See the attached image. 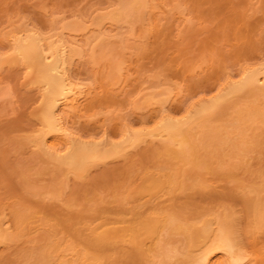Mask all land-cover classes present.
I'll return each mask as SVG.
<instances>
[{"label":"bare ground","instance_id":"1","mask_svg":"<svg viewBox=\"0 0 264 264\" xmlns=\"http://www.w3.org/2000/svg\"><path fill=\"white\" fill-rule=\"evenodd\" d=\"M115 1L117 3L115 2H114L115 4L112 3L114 7L109 6L111 9L107 8L105 9V12H103L104 10L102 9L101 11L103 12V14L102 12H100L101 15L99 14L97 16L98 19H96L97 17H95L94 18L95 20L94 19H93L94 21L90 20V22L91 21L92 22L91 23L88 22L89 23L88 25H86L87 20H88L87 19L85 26L82 23L81 24L80 23H73V24L69 23L70 25L66 23L68 26L65 25L64 23V24H61L63 25V27L61 25L56 26V28L60 27L59 29H57L60 31L57 32L56 30H54L53 33L52 34L49 33V35H47V33L45 34L44 32L45 35H43L41 31L37 30L36 26L30 27L27 25L26 27L25 25L23 29L20 28L17 31L15 30L16 32L15 31L11 33L9 32L10 34L7 33L5 39L8 43L10 54L5 57L0 55V67L6 63L20 64L25 68V70L27 71V74L29 73L33 74L34 81L32 80V83L33 84L35 83L34 85L36 86V90L38 89L37 93H38V96H40L39 97L40 107H38L39 105L37 104V107L39 110H37L38 115L36 117L37 119L36 121L38 125H36L37 126L36 129L34 128L35 130L32 132V134L31 135L29 134L30 138L27 141L28 143H30L29 144L31 146L30 148H33L36 150L39 161L40 162L42 161L41 163L42 164L44 163V165L46 164L45 165L46 167L50 165V167L48 168L52 169L51 170L53 172L52 174L54 173L57 174L56 175L57 177L55 179L57 180L59 179L58 189L61 186V191H64L63 189H65L66 186H68L66 183H69V182H65L66 180H68V178L82 179L85 176L87 177L88 176L87 174L90 173V169L95 168V166H99L101 164L105 165L106 163H108V161L111 162L110 160L112 159L115 161H119L118 159L121 160L122 157L127 158L126 155L127 154L129 155V152L132 149L133 150L136 149L137 146H139L140 144L142 145L153 144V146L156 145L157 146L155 148L156 149L155 153H157L156 156L160 157L161 155L160 158L164 157V159L167 160L169 164L159 163V165H157L154 169H152L153 171L151 172L150 170L149 172L146 171L145 173L142 171L144 174H142L141 171H139L142 175L138 174L139 173L138 171H137L138 173L136 171L135 172L131 171L129 173V176L132 175L131 179L132 178L134 179V177L136 181L137 179H139L138 181L140 184L138 183L137 186L135 187L133 191V194L135 193L134 196H132L131 198L130 196H126L129 198L127 201V205L125 201L126 199H123L125 197L122 198L123 200L121 199L122 201L121 200L118 201L119 209H120L119 212L125 209L126 214L124 213L125 211L120 212V213L117 212L118 215L122 216L123 215L122 213H124V215H127V217L120 216L121 218H118L119 216L117 215L116 218L114 217L115 219L114 221H116L117 219L116 223L112 221L113 219H109L110 221H112L110 224L108 222H104L105 218L102 221L106 224H104L101 221L100 223L102 224H98L99 223L98 222L95 225H91L93 224L91 222L90 224L91 226L86 225L87 223L89 224V221L86 223L84 222L85 225L82 223L83 225L81 224L80 226L81 229L80 230L78 229L80 232H83V233L79 232V235L82 236V238L80 237V241L82 240L83 242V240H85L87 237L88 238L85 240L86 245L83 248L79 247L81 249L79 248L77 249L79 245L76 242L73 244L74 241L71 242L70 240L62 239L64 236H62V238L58 237L56 231L53 228L52 229L43 228L42 230V227L39 228L37 227V225L36 226L34 225L32 228H30L31 226L27 225V222L30 218L29 215H31L33 212H31V214L25 213V215H21V214H24V212H20V214L19 212L15 213L16 215V216L14 215L15 220L13 219L15 223L11 222V220L8 219L10 221V225H9V221L5 220V218H0L1 219L0 220V244L2 245L4 244L3 246H5L6 244L8 245V243L10 242V244L15 243L16 245V242H18L16 241V239L20 240V237L22 238L24 236H26V239H27V237L29 238V236H31L33 233V235L31 236V239L30 238L28 239L29 240L28 243H30V240L33 241V239L37 237L35 236V233L37 231H38L37 232V235H38V233L41 232V230L42 231L45 230L46 234L43 233V235H45L44 238H41V239L39 238V240L41 241L43 240V243L40 245V247L38 246V250H36L35 253H34L35 250L33 248L32 249L34 251L33 250L31 252L28 251V253L24 252L25 254L20 253L23 260L27 261V263L25 261L26 264H31V263L32 264H103L106 261L107 262L113 261V263L108 262L109 264H114L115 263L114 261H116V264H117L118 260H110V259L111 257L115 259L114 256H116L117 254H120V252H122L123 249L125 250V248L130 253L127 251H123V252L125 253V255H127V259H128V256L131 257L129 258V261H131L133 264L134 262L137 264L138 263L139 264L140 263L141 264H264V177L262 176V174L261 176H259V174H256L258 175L256 177L257 179L258 177H262V179L260 178L258 182H253L250 185L249 184L247 185V183L244 185L242 184L243 185L241 186L243 188L242 190H239L240 188L238 189V188L232 187L231 189L228 190V192L225 191V193L222 191L219 192L220 194L216 193L217 191L211 192V193H214L215 196H212L213 194L211 196L205 195V192L208 193L207 192L208 188L205 189V185L203 184V182H201L200 174H199V172L201 173L202 169L206 170V168H209L210 170H212L213 166L212 167L210 166L213 164V162L220 164L219 166L218 164L215 165L213 169L215 171H218L220 168V170L222 169L221 170L222 172L232 173L234 171L238 172V170L240 171L243 170L242 173H246V171L247 173H249L250 168L252 166V165H249L252 160L251 159L252 156H250V153L253 151L252 148L254 146L258 148L260 144L262 147L259 146V148L260 147L263 148V145H264V62L261 63L260 60L259 61L257 60L258 62L257 63L256 60H254V56L256 54L254 53V51L256 52L257 50L258 52L260 51L259 49L260 46L262 47L264 46L263 44H261L262 40H259L260 38H257L256 40L257 36H254L256 34L254 33V31H256L255 30L256 28H258L257 29L258 31H256L258 32L257 34H259V32L260 34L263 32V31L262 32L259 31L260 30L259 28L262 26V23H264V19H262V17L264 18V1L261 2V0H259L260 2H258L257 0L256 1L246 0L245 2L247 4L246 7H248V5H250L254 1L257 2L256 4L259 6V8L256 7L255 9L256 12L254 11L255 12L254 14H258L257 16L255 15L256 17L258 16L260 17L261 15L262 17L260 19H262L263 22L262 20L259 21L260 19L258 20L259 21L258 22L257 21V19L259 18L258 17L256 18V21L258 22V24L254 23L253 27H252L253 24L250 26V24L248 25L249 22L247 21L248 22L247 23L245 21L246 20L244 18L245 14L244 16L239 14V11L241 8L239 9L238 12L236 13L234 12L235 14L238 13L237 15L230 14L231 10L237 11L238 9L237 8L235 10V7L232 3L233 1L235 2V0H229L231 1V4L233 5L234 9H232V6L228 0H183L184 2L180 0L181 2H183V4H185L184 6L186 7H184L183 4L178 1L179 8H180V4H182L181 6L184 8V10L182 9L183 12H185V10H187L188 8V11H192L191 14L194 13L195 18L190 16L192 17V21L199 19L198 22L200 23V17H201L202 18L201 21H203L201 23L206 22L207 24H210L211 22L208 23L207 20H203V18L207 17V19L209 18L214 19V20H210V19L209 20L213 21L211 25L214 23V26L212 25L214 28V31L217 30L216 31L217 33H215L216 36L214 34V37L216 38V42H215L213 35H210L211 37L209 36L212 39L208 37V39L211 40L210 42L212 43L214 42L213 47L215 46V43L219 42L218 39L220 40L221 44H223L221 41L223 40L222 38L226 34H231L232 37L230 39L234 40L235 43L233 42L234 45H232L231 44L232 41H229V38L227 35L229 42L228 44L227 42H225V44L226 46L228 45V48H229V44H230V47L232 46L231 47L232 49H230L232 53L231 52L229 53V49L223 44L222 46H224V48L227 49L225 51L226 53L225 58L227 56V58L230 59L229 56L230 54H232L231 59L232 60L235 59L236 61V57L240 58L241 56V58L244 59L246 57V56L244 57V55L253 52L254 56H253V53L251 55L253 56V60L256 62V64H253L254 62L253 61L251 62L252 63V66H251L249 64H246L247 62L244 63L246 59L242 63H241V60H239V62L236 61V63L238 62L237 65L241 63L240 65L242 66H241V69L238 70L240 66L238 67L233 60L235 66L238 67L237 69L238 78L235 77L236 78V79L234 78L235 80L230 79V78H233L231 77L232 76L231 75L230 78L227 79L229 76L227 75V78H226L227 80L225 82L223 81L224 82L223 84L220 83L218 85V88L216 87V90H215L216 93L214 92V95L211 94V96L209 95V97L205 95L207 98L205 96H203V98H201L202 96L201 97L199 96L200 98L199 97L198 98L200 100L198 98H197L198 101L194 99V101L196 102L192 100L193 101L192 104H191L192 101L189 103L187 102V104L184 106L185 110L182 107L184 110L182 112V108L180 107V105H182L183 101L179 102L180 103L179 104L177 103V98L179 101H181L185 96L184 93L188 89L187 87L186 89L184 88V93H183V90L181 89V84L183 83L182 81H185L187 83L186 80H189V77H190L191 78L190 80L192 81H189L190 84L188 85H190L191 88L193 86H197L198 83H199V86L201 85L202 88H204L203 86L204 84L202 85L201 83L203 79L209 77L207 78V80H210L212 77V74L218 77V73L224 70L223 66L224 65L228 66V61H229V64L233 62H230L231 59L230 60L228 59L227 61L224 62L226 64L223 65L222 63L223 68L220 67L221 70L219 71L218 68L221 65L219 64L218 67L217 66L215 67L214 65L216 64V62L215 64H213L214 59L212 58V55L214 53L211 51L213 50V48H210L212 47V43H211L210 45H207L208 46L207 49H211L210 50L211 56L207 55L209 54L210 51H208L204 47L203 49L208 51L206 52L207 59L208 58L209 59L211 58V60L213 59L212 63H211V60H208L209 61L208 63L213 65L215 68H217L216 71H219L218 73H216L215 69L213 70V68L212 70L209 69V67L211 68V66L209 64L208 65L206 64L207 62L205 60L206 57L205 56L202 57L203 54L201 55L199 54V57L198 55L196 56L197 57L196 63L197 65L199 64L198 66H200V69L196 67V70H197L196 72L199 73V76H198L199 78H196L197 74L195 73L194 69L191 70L192 71L191 73L192 74L195 73L196 75L195 74L192 75L189 72L190 71L189 68H188L189 70L188 69L183 70L186 67H182L181 65L180 67H182L183 69H181L180 71H177L179 75L176 72V75H178V77L172 78L171 75L167 74L168 72L167 67L170 64V67H168V69H171V68L173 69V67L178 62V61L176 62L175 59L179 58V55L181 54L179 53H178L179 55L176 54L175 59L173 56L171 58L169 56L168 60L171 59V61H173V63L175 61L176 64L174 65L172 62H171L172 64L170 62L169 64H166L167 61L166 62L163 61L162 64L158 65V67H161V70H164L165 72L167 71L166 73L161 70H159L158 72V74L160 75L159 77L162 81L160 82L161 84H163V86L159 84L161 86L159 87L160 89H154L152 91L147 90L149 84L145 86L143 85V83H145V80L147 78L148 79L146 81H149L150 79L149 77H147L144 80V82L141 83L140 87H139L140 83H136V84L134 83V85H136L137 87L142 88V89H139L141 91V94L139 95L140 96L139 99H137L139 96H137V94L135 93L136 95L134 99L139 100L140 103L139 105H136L134 107L133 109L134 112L132 113L134 115L135 112H139V113L142 112V115L139 113H136V114H139V116H141L139 118L140 121H138V119L136 118L137 120L136 122H134V124L136 125L138 121L137 123L138 125H136V127L134 126V124L133 125L131 124V126H129L131 121H128L129 123H127L125 122V119H123L121 122H125V123H123V125L120 126L118 129L113 128V124H112L114 121L113 119H115L112 116H114L115 113H117V111L115 110V106L116 108L120 106L118 103L119 99H122L121 100L122 102L125 100L128 101V99L129 101H133V100H130V97H131L130 95H129L130 97L126 96L127 92H125V95H124L127 99L124 98L123 92L125 90L122 92V90L126 88V86L124 85H129V86L132 85L133 83L130 84V82L133 80L129 79V84H124L123 86L119 87V89L116 90V88L119 85H122L121 81L125 79V76L127 77V74L124 72V69L126 68V67H123L124 62L118 63V64H116L117 63L116 62L113 64V66L115 65V67L112 66V70H113L112 71L113 74L111 75V77L113 76L112 79L108 81H101L100 84L97 83V85L95 86L91 85L92 87H89L87 86L88 82L83 85L85 81L83 82L82 79L78 78L80 79L78 80L76 78L78 76V68H77L78 63L76 62L77 63L76 64L75 60L77 59L76 61L80 63V61H82L81 58H86L85 56L89 57L91 53L93 57L90 55L91 58L90 59L88 58L91 62L92 58L94 59L96 57L94 53L95 52L94 50L96 49V47H93L92 45H95V44L98 45L97 42L100 40H103L99 43L101 45H102V42L104 43L108 42L107 37H109L110 35H113L109 33V31L110 32L111 30L113 31V27H111L110 29V26H115L114 24L117 25L116 27L117 31H114V32H118V31L119 32L115 33V35L120 34V36L122 37V33H123V37H125L127 34V36L124 38L125 40L133 36L132 34L137 31L136 30L134 32L132 28L130 27V26L133 27V24H132L133 22L135 21L139 22L144 16H145L144 18L148 16L149 20L147 18L146 19L148 21H150L151 19L152 22L149 23L147 21V23L152 24L153 15L158 14L154 16V18L156 17L155 22L157 23L155 24L154 22L153 24L155 25L151 26V28H147L145 33L144 31L142 32L144 34L145 39L144 38L141 39L140 38L141 35H138V33L137 34L135 33L134 36L136 35L139 36V39H137L138 43H136V41H134V43L136 44H134L133 42L131 43L132 47H133V44L137 45L138 50H141L144 54H149V52H152V51H150L151 49L148 50L147 45H149V48H150L151 44L149 43H153V41L156 42L155 39H157L155 47L158 48L157 43L162 41L161 39L163 37H166L164 35L165 33L163 32L164 31L163 28L166 29V26L165 27L163 26L169 25L171 23L169 22L168 24L167 22L166 24L162 26L161 23L163 22L165 23L164 18L166 20L168 18V17L163 18L162 16H167L170 13H172L171 10L178 3L176 2L177 0H173V1L163 0L165 4L163 3L162 0L161 2L160 0H156V1L151 0L152 3L150 2V0H115ZM169 1L171 2V4L168 3ZM247 1L249 2L251 1V2L247 3ZM157 2L159 4H155ZM172 2L174 3L172 4ZM161 3L164 5H162ZM245 3L242 0L241 4L245 5ZM258 3L262 5V8L260 7ZM112 4H109V5L112 6ZM160 4L163 7H161ZM168 4L171 7H169ZM153 5H155L157 10L159 9L158 5L159 7H161L160 9L166 6V9L164 8L165 10L162 9L165 11L164 12L165 14L160 9H159L160 11L158 10V12L156 10L157 12L156 13L154 11L156 8L154 9ZM228 6H231L230 7L231 10H229L230 12L226 11L229 9ZM167 9L170 12L166 11ZM174 10L176 14H173V13L172 14L173 16L176 15L177 17L178 12L176 9ZM244 10H246V8H244ZM252 10H254V8ZM180 11L181 10H179V13ZM188 11L187 13H189ZM224 11L229 13L232 16L229 15V16H224L225 18L222 17L223 14L224 15L226 14L224 13ZM159 12H161V14L163 13V15H160ZM183 12L180 14L178 13V17H180V15L183 14ZM166 13H169V14H166ZM187 13H184L183 14L184 16L182 15L183 17L182 16L180 17L185 20L184 21L182 19L183 25L188 23L190 20L188 19L190 17H188ZM246 13H249V10H247ZM149 14L152 16L151 18H149L150 17ZM172 14L169 15L170 21L172 20ZM185 14H187V16H185ZM96 15L97 14H95L94 16ZM157 16L158 17L161 16V17L158 19ZM226 17H227V20H226ZM180 18L176 19L177 22H178V19L180 20L179 23L181 22ZM156 20H159L160 24ZM104 22L106 24L111 23L109 25H106V27L109 28V29L107 28L108 29L107 32L109 33V36L107 35L108 33L105 31L106 27L105 26H103L105 28L102 27ZM215 22L217 25H215ZM119 23L120 24L122 23V24L120 25ZM143 23H144L143 21L138 23L141 28H145L146 26V23L142 25ZM175 24H178V23L175 22L173 25ZM180 24L177 25V28L179 26L181 27L182 24L181 25ZM195 24H197V22ZM123 25H126L127 27ZM186 25L189 26L188 24ZM89 26L90 27L93 26V27L90 28ZM170 26L172 28V25ZM94 27L96 29H94ZM100 27L104 29V31L103 29L102 31L106 38L103 37L102 31L99 30ZM120 27L122 30L121 32L119 30ZM125 27L128 29L127 30L128 32L126 31ZM122 28L125 30V32H123ZM64 29H67V31H69L68 32L69 35L71 33V36H70L71 38L66 37L67 31H65ZM210 29H212V27ZM129 30L132 31L133 33L130 32ZM167 30H168L167 32H169V29ZM63 31L66 32V34H64ZM178 31L179 30H177V34L180 33ZM209 31L212 32V30H209ZM228 31L230 33H228ZM173 32L176 34L175 31ZM173 32H172V35L171 34L169 35L172 37L173 36L175 37V34ZM80 33L82 37L80 36ZM124 33H126L125 36H124ZM128 34H131V35H129L128 37ZM149 34L151 36H149ZM78 37H79V40H78ZM83 37L85 39L81 40V38ZM111 37L112 36H110V39ZM123 37L121 39H123ZM150 37L155 38V39L153 40L151 38L149 40L151 42L149 41L147 42L146 40H148ZM132 38H129V39H132ZM140 39L141 41L142 40L144 41L140 43ZM224 39H225L224 41H226L225 37ZM83 40L84 42L86 41L85 47L90 45L91 43V46H89V49H87L88 47L82 48L81 44H84V42L82 43L80 41H83ZM93 41H94V44L92 43ZM210 42H208L207 44H209ZM138 44H140L142 47ZM143 44H145L146 46H144ZM160 44L163 49V46H162L163 44L161 42ZM154 45L155 43H153L152 46ZM235 45L236 47L238 46V48H235L236 49L235 51H238L237 52L238 56L235 54L233 56L234 52L232 50H234L233 48L235 47ZM217 46L219 47L221 45L218 44ZM222 46L219 47V48H222L221 49L222 53L220 50L219 51L220 55H218V57L216 56V54L214 55L216 56L215 59L217 61V65H218V60L220 59L219 62H221V59H223L224 54H225ZM91 48L92 49L95 48L94 50H92L93 52L90 50ZM156 48L152 50L154 51V53H156L155 50L157 51L159 50L157 52V56H158V59L160 58L161 61L163 60V57L162 58L159 57L160 56L159 52L164 53V57L168 56L170 52L171 53L173 52V51H170L168 52L169 53L168 54L164 52V50L162 51L161 49H156ZM86 49L88 52H85ZM198 49L203 50L202 48H198ZM215 50L216 49H214V51ZM261 50H262L261 52H258L259 54L262 52L264 53V49L261 48ZM82 51L86 55H84ZM133 51L132 53L137 52V54L136 53L134 54L135 60L137 59L136 61H138L141 56L146 57V55L144 54L142 55L141 53H139V51H135L134 47H133ZM258 53L256 56L260 57ZM263 53L260 54L262 55V58L260 57L262 61L264 60ZM152 54L150 53V55ZM227 54H229V56ZM150 55L149 56L147 55V58H148L147 60H149ZM103 56L105 57V55ZM136 56H138L139 58ZM249 56L250 55H248L247 56L248 58L247 57L246 58L248 60L250 58L251 60L252 56L251 57ZM145 57L143 58V61L144 59L146 60ZM200 57L202 58L200 59ZM172 58L174 60H172ZM198 58L201 61H199ZM160 60L158 62H160ZM165 60H167V58ZM140 61H141V58H140ZM94 62H91L92 65ZM134 62L135 61H133L132 63ZM202 62H203V66L205 65V67L209 69L208 71H206L207 73L205 72L207 68H205V70L202 69L203 67L201 68ZM73 63L75 66H73ZM83 63H84V60H83ZM248 63H250V61H248ZM161 65L164 67H162ZM176 66L178 67L179 65L177 64ZM73 67H75V69L77 70H75ZM175 68L176 67H174V70ZM73 69L74 71H76V73H73L74 72L72 71ZM121 70L122 72H124L123 73L124 75L121 74L120 72ZM200 70L202 71L204 70V73L201 71L202 73L200 74ZM135 71L137 70L135 69ZM208 72H210L211 76H209ZM188 73H190L191 76ZM74 74H76L77 76L75 77ZM164 74L165 75L167 74L169 77L171 76L173 80L172 79L170 80H172V84L173 83L175 84L170 85L171 82L169 81L168 76L165 77ZM205 74H207L208 76H206ZM201 75H202V78H200ZM97 77L96 79H99ZM216 77H213L212 79L214 80ZM157 79L159 78L154 79L155 83L153 82L154 80H152V83H153L152 85L158 84L156 83ZM175 79L178 80L177 81L178 83L176 82ZM195 80L196 81L198 80L199 82L198 81L196 82ZM81 81H82V84H81ZM163 81L165 83H163ZM168 81L170 83H168ZM180 82L182 83L180 84ZM98 85H101V86L99 87ZM142 85L144 87H142ZM182 85H184V83ZM120 88L122 89L120 90ZM144 88H146L145 90H147L150 93L147 92L146 93L147 95H146L144 92L145 91ZM200 88L201 87H199V89L197 88L198 90L194 89V91L195 92L197 91L196 93H198ZM118 90L119 92L117 93L116 91ZM131 90L129 94L132 93L131 95H133L134 93L131 92ZM139 90L137 88L136 91L134 92L138 91V94H139L140 92ZM12 92L13 90L11 91L9 86L6 87V84L5 86H0V108L2 107L1 105L4 101H6L7 99H11L10 97H12V94L14 93ZM188 92L189 91L187 90L186 94H189L191 97L192 95L190 94V92L189 93ZM121 93L123 97L120 98ZM180 94H182L183 96L181 97ZM141 95L146 96V97L142 99ZM140 99H142V101ZM117 103H118V106H117ZM176 107H178V109L180 108L181 111L179 112L178 109L176 110ZM110 108H112L111 114L109 113L111 112V110H108ZM113 108L116 112L113 111ZM143 108H146L147 110L148 108H150V110H148L149 113ZM120 109H121V106H120ZM104 111H106L108 114H104L105 113ZM101 112L103 114H100ZM144 112H145V115H143ZM109 114L112 117L113 121L111 120L109 116L108 117L110 119L106 116ZM90 116H92V118L93 116L94 118L96 117L97 118L93 119L94 120L93 121L92 119H89ZM98 116L104 117L103 124H102L103 119L99 118ZM106 117L108 118V120ZM98 118L101 119L99 120L100 123L97 121ZM82 119L83 121L85 120V123H87L86 121L88 120L87 125L90 122L94 123L95 121H97L96 123L98 125L100 124L102 125V126H98L96 125V123H94L96 127L98 126L101 129L100 131L92 130L93 132L96 131L97 136L95 134V136H91L90 138H87L86 136H85L86 139L82 138V136H80V133L82 132L81 130H80L81 132L78 131L80 132L79 134L77 133V131H76L77 135L75 134L74 129H76V127L78 126L77 124L79 120L83 122ZM129 119H126V121ZM77 120L78 122H76ZM74 122L77 123V124L75 123L76 127L74 125L71 126V124H73ZM139 122H140V126H139ZM149 122L150 124H148ZM83 123L81 124L84 125L85 123L84 124ZM110 124L112 127L110 126ZM71 127L73 128V130ZM89 127L90 126H88V128ZM96 127L94 129H96ZM77 130H79V128ZM88 131L84 132V135L88 136L89 134H86ZM97 132H100V133L98 134ZM93 134L90 133V135H93ZM133 150L131 152H133ZM249 150H251V152ZM216 154L217 155L219 154V155L217 156ZM246 154H248L249 156ZM214 156L216 157L213 159L212 157ZM219 157L220 158L226 157L227 161H226V158L225 160L223 158L222 161L220 162V160H218L220 159ZM247 159H249L250 161ZM123 161L125 160H122V162ZM224 161H225V164H224ZM227 170L229 171L231 170V171L229 172ZM136 173L139 178L135 176ZM130 185H129V188H131L132 186ZM209 186H206V187H209ZM58 189H54L53 187L52 188L50 187L48 188V191H45L43 193V195H46L45 193H47L46 195L47 197H53V195L60 192L59 191L60 189L59 190ZM232 189H235V190H232ZM177 191L181 193L186 192V194L191 193V195L185 194V199L187 200L180 199L181 201H184V202H181L179 200L180 202L177 205V207L178 206L181 207L180 209H178L179 207L175 209L174 207L176 206L165 205V206H168L167 208L169 209H167L166 207H164V205L158 204L157 200L158 199L160 200L162 196L165 197V196H168L170 193L174 194V192L176 193ZM129 195H131V193H129ZM165 198L163 200H160V202L161 201L166 202L170 200L169 198L171 197L168 196ZM222 199H227L228 203L220 202ZM134 200H136L137 203H135L136 201ZM139 200H142V202H140V204L143 203L141 204L142 206H144L145 203L148 204V206L147 205L145 206L147 209L146 208L140 209L142 207H140V205L138 204ZM196 200H198V202H205L206 200H208L210 204L214 202L215 203L220 202L219 203L220 207H218L219 204L218 205L216 204V206H214L215 203L214 205L211 204L212 205V206L210 205L211 207H208L209 206L208 202H207L208 204H206L207 206L204 204H201L202 206H200L199 203H196L197 204L196 205L194 204ZM130 201L131 202L134 201L132 203L133 205L134 203L139 205L137 206L138 214L140 213L139 210L140 211L144 210L143 216H142V213L140 214V216L142 217H139L137 215L139 217L138 218L137 216L134 217L132 215V214L135 215L137 212L135 210L136 213H134L133 208H132L133 211L132 210L130 211L131 206L134 207L132 204L129 203ZM123 202H125L124 205H122ZM230 202L232 203L231 205L234 204L235 206L236 205L239 206V212L240 211L244 212L246 222L243 219V215H242L243 212L242 213L240 212L241 214H238L239 212L237 213L235 212L236 210H234L236 209L235 207L233 209L231 205L227 206L228 204H230ZM128 203L130 204V207H128L129 205ZM185 204H187V206H189L190 208H191V205L194 206V209L196 208V213L194 214L195 217L193 215L192 216L189 215V217L187 216L188 215L187 211L189 213L190 209L187 210L186 209L187 206L183 207V205ZM221 205H223L224 208ZM225 205L227 206V208H225L226 207ZM126 206L130 209L128 208L126 209L125 208ZM135 208H136V205L134 209ZM218 208H220V210ZM128 211L133 212V213L132 214L130 213V216H128ZM237 211H238V207H237ZM240 215L242 218L239 217ZM4 216H6V214L3 215V217ZM128 217L129 218L131 217V218L128 219ZM106 220L108 221V219ZM243 221L244 223H242V226H240L241 225L240 222H243ZM27 226H29L30 230L33 229V231L31 230L32 231L31 232L29 230L30 231L29 232L28 230H26L28 229ZM83 226L85 227L87 226V227L85 228ZM10 227H14L12 228L13 229L12 232L10 230L11 229ZM84 229L87 232H85ZM23 230L26 231L24 232L28 236L26 234L23 235ZM13 233L15 234L13 235ZM39 240L37 239L34 241H39ZM12 241H15V242H12ZM125 244L128 245V248L125 246ZM89 245H90V248L92 247V249L91 250L89 249L90 251L89 250L87 251L88 249L87 247ZM35 246L37 245H34V247ZM11 247H8V249L10 250ZM116 247H118V249L120 247L121 248L124 247V248L121 249L122 251H119L118 249H116ZM5 248L3 249L5 250ZM9 250L8 251L5 250V251L10 252ZM14 253L17 254L16 252ZM124 253L121 254L122 257ZM0 254H1V251H0ZM116 258L121 259V256L117 255ZM123 258H126V256H124ZM127 261L125 262L126 264L128 263ZM107 262L105 264H107ZM131 262L129 264H132Z\"/></svg>","mask_w":264,"mask_h":264},{"label":"rangeland","instance_id":"2","mask_svg":"<svg viewBox=\"0 0 264 264\" xmlns=\"http://www.w3.org/2000/svg\"><path fill=\"white\" fill-rule=\"evenodd\" d=\"M154 1V0H153ZM156 1V0H155ZM163 1V0H162ZM165 1H168V0H165ZM173 1V0H172ZM180 3H182L183 4V0H181V1H183V2H181L180 0H177L176 2L178 3L171 11H172V13L173 14H176L175 13V10L174 9H176L177 10V12L179 13V10H181L182 12H183V10H184V8L181 6L182 4H180V8H179V2ZM229 1V0H228ZM244 1V3L246 2V0H243ZM256 1V0H255ZM253 2V3H251L250 5H248V7H246L247 6V4L245 3V5L244 4H241V2H242V0H235V2L233 1L232 3H233V5H234V7H235V10L237 9V11H233V10H231V6H232V9H234L233 8V5L231 4V1H229V3L231 4V6H228L229 7V9L228 10H226V11H228V12H230L229 10H231V12H230V14H235L236 12H238L239 11V9H240V11H239V14H241V15H243L244 16V14H245V16H244V18L246 19L245 21L248 23V25L250 24V26L252 25V27L254 26V23H257L258 24V22L259 21H261L262 19H264L261 15H260V13H259V15H260V17L258 18V17H256L258 14H254L255 12H256V7L257 8H259V6L256 4L257 2ZM258 2H260L259 0H257ZM262 1H264V0H261V2ZM117 3L115 0H0V55L1 56H8L9 54H10V51H9V46H8V43H7V41H6V35H7V33H11V32H14L15 30L17 31L18 29H23L24 28V26L26 25V27H27V25L28 26H30V27H35L36 26V28H37V30H39V31H41V33L43 34V35H45L46 33H47V35H49V33L50 34H52L53 33V31L54 30H56L57 32L58 31H60V30H57V29H59L58 27L56 28V26L58 25H61V24H64L65 23V25H70L71 23L73 24V23H82V24H84V26H85V23H86V20H87V24L86 25H88L89 23L88 22H90V20H92V21H94L95 19V17H97L99 14L101 15V13L100 12H102L101 10L103 9L104 11L103 12H105V9H107V8H110V7H114V5L112 4V3ZM150 2H151V0H150ZM159 2V1H158ZM155 3V4H159V3ZM160 2H161V0H160ZM175 2V1H174ZM174 2H172V4L174 3ZM249 1H247V3H248ZM251 2V1H250ZM249 2V3H250ZM114 3V4H115ZM152 3V2H151ZM150 3V4H151ZM163 3L165 4V2L163 1ZM168 3H170L171 4V2L169 1ZM236 3V4H235ZM109 4H112V6L111 5H109ZM154 4V3H153ZM162 4V3H161ZM160 4V5H161ZM164 4H162V5H164ZM259 5H260V7L262 8V5L260 4V3H258ZM108 5V6H107ZM161 5V7H163ZM185 4H183V6H184ZM236 5H237V7H236ZM240 5V6H239ZM110 6V7H109ZM154 6V9L156 8L155 7V5H153ZM166 6H167V4H166ZM166 6H164V8L166 9ZM168 6L169 7H171L169 4H168ZM239 6V7H238ZM251 6H253V7H251ZM104 7V8H103ZM161 7H159V5H158V8L160 9ZM169 7H167V8H169ZM176 7H178V8H176ZM184 7H186V6H184ZM246 8V10H244V8ZM101 8V9H100ZM164 8H162V9H164ZM254 8V10H252ZM111 9V8H110ZM158 9V10H159ZM162 9H160V10H162ZM164 9V10H165ZM183 9V10H182ZM251 9V10H250ZM100 10V11H99ZM156 10H157V8L154 10L155 12H156ZM158 10H157V12H158ZM159 10V11H160ZM164 10H162L163 11V13L165 12ZM190 10V9H189ZM244 10V11H243ZM247 10H249V13H246V11ZM99 11V12H98ZM153 11V12H154ZM166 11H168V12H170L168 9L166 10ZM180 11V13H182ZM187 11H188V8H187V10H185V12H183V14L184 13H187ZM233 11V12H232ZM255 11V12H254ZM260 11V10H259ZM103 12H102V14H103ZM154 12V13H155ZM156 12V13H157ZM189 13H187L188 14V17H190V16H192V17H194L195 15H194V13H192L191 14V12L192 11H188ZM235 12V13H234ZM262 12V11H261ZM163 13L161 14V12H159V14L160 15H163ZM172 13H170V14H172ZM178 13H177V17H176V15H174L173 16V14H172V20L170 21V14L169 13H166V14H169V15H167V16H162L163 18L164 17H168L167 18V20L164 18V20H165V23L163 22V23H161L162 24V26L164 25V24H166L167 22H168V24H169V22H171L169 25H164L163 27H165L166 26V29H164L163 28V32L165 33L164 35L166 36V37H163L162 38V36H161V40L163 41H160L163 45V49H162V47H161V44H160V42L159 43H157L158 45H157V47L158 48H156L155 46H156V42H157V39H155V38H152V37H150L148 40H146L147 42L152 38L153 40L155 39V41L156 42H154L153 41V43H155V45L154 46H152L153 45V43H149V44H151V46H152V48H151V46H150V48H149V45H147V48H148V50H150V51H152L153 52V54H152V52H149V54H144L141 50H138L137 49V45H134V44H136V43H138V40L137 39H139V36L138 35H141V39L142 38H144L145 39V37H144V34L142 33L143 31H144V33H145V31H146V29L147 28H151V26H153V25H155L157 22H155V18H154V16H156V15H158V14H154L153 15V17L150 15V17L149 18H153V23L155 22V24H148L147 23V21L149 20L148 19V16L146 17V18H142L139 22H144L142 25H144L145 23H146V26H145V28H141L140 27V25L138 24L139 22H133L132 24H133V27L132 26H130L131 28H132V30L135 32L136 30V34L138 33V35H136V36H134L135 35V33H133L132 31H130V32H132L133 34V36H131V37H129V35H131V34H128V37L129 38H132V39H129L128 37V39H125L124 40V38L127 36V26L126 25H123V26H126L125 28H126V33H124V36H125V34H126V36L125 37H123V33H122V37H123V39H121L122 37L120 36V34H117V35H115V33H118V32H114V31H117V25L116 24H114L115 26H110V29H111V27H113V31L111 30V32L109 31V33L110 34H113V35H110V36H112L111 37V39H110V36H109V33L107 32L108 31V27H106V25H109V24H111V23H108V24H106L105 22V25H104V23H103V25H102V27L103 26H105L106 27V29H105V31L108 33L107 35L109 36V37H107L108 38V42H106V43H104V42H102V45L101 44H99L101 41H103V40H100V41H96L97 42V44L98 45H92L93 47H96V49L94 50V49H90L91 51L92 50H94L95 52V58H97V59H93L92 58V60H94V61H92L91 60V62H94L93 63V65H92V63L90 62V55L93 57V55L90 53V55H89V57H87V56H85L86 58H81L82 59V61H80L79 59V61H80V63L78 62V61H76L75 60V63L77 62L78 63V65H77V68H78V76L76 75V74H74L75 75V77L78 79V78H80V79H82L83 80V85L84 84H86L87 82H88V85L87 86H89V87H92V86H95V85H97V83H101V81H108V80H110V79H112V77H111V75L113 74L112 73V66H113V64L114 63H116V64H118V63H123L124 64V66H123V64H122V66L123 67H126L125 69H124V72L127 74V77L125 76V79H123V81H121L122 82V85H119L117 88H116V90L117 89H119V87H121V86H123L124 84H129V79L130 80H133V81H131L130 82V84L131 83H133L132 85H124V86H126V88L125 89H123L122 90V92H123V96L125 95V92H127V94H126V96H128V97H130V100H133V101H129V99H128V101H129V103H128V101H126L125 99V101H121L122 99H119V105L121 106V109H120V106L119 107H117L116 108V106H115V110L117 111V113H115V115L114 116H112V117H114L115 119H113L112 120V117L110 116V114L112 113V108H110V109H108V110H111V112H109L110 114L109 115H106L107 117L109 116L110 118H111V120L113 121V128H116V129H118L120 126H122L123 125V123H125V122H127V123H129L128 121H131V123L129 124V126H131V124L133 125L134 124V122H136V120L138 119V121H140L139 120V118L141 117V116H139V114H141L142 115V112L141 113H139V112H135L134 113V115L132 114L133 112H134V107L136 106V105H139V103H140V101L139 100H137V99H139L140 98V94H141V91L139 90V89H142V88H139L140 86H141V83H143L144 82V80L147 78V77H149L150 79H151V81H150V79H149V81H146L145 80V83H143V85H145V86H147L148 84V91L149 90H154V89H160L159 87H161V86H163V84H161V79H160V75L158 74V72H159V70H161V67H158V65H160V64H162V62L163 61H167L166 62V64H169V62L171 63H173V61H171V59L170 60H168V57L170 56V58L173 56L174 57V59H175V56H176V54L177 55H179V54H181V55H179V58H177V59H175L176 60V62H177V64L179 65L178 67L176 66L177 64H176V62L174 61V67H176L175 68V70H174V67H173V69L171 68V69H168V67H170V64H169V66L167 67V74H169V75H171L172 76V78H177L178 77V75H179V73L177 72V71H180L181 69H183L182 67H186L185 69H183V70H186V69H190V73L192 72L191 70L192 69H194V71H195V73L197 74V77L196 78H199L198 76H199V73H197L196 71V67H198L199 69H200V66H198L197 65V63H196V59H197V55H198V57H199V54L201 55V54H203L202 55V57L203 56H211V51L214 53H212L213 55H212V58L214 59V61H213V59L211 60V58L209 59H207V57L205 58V60L207 61L206 62V64L208 65L209 63V61L208 60H211V63H212V61H213V64H215V62H216V64L214 65L215 67L217 66H219V64L221 65V66H219V68H218V70L220 71L221 70V68L220 67H222V63H223V65L224 64H226V63H224L225 61H227L229 58H227V56H226V58H225V55H226V53H225V51L227 50V49H225L224 48V46H222L223 44L226 46V44H225V42H227V44H228V42L229 41H232L231 42V44L232 45H234L233 44V42H234V40H231L230 38L232 37L231 36V34H226L224 37L226 38V41H224L225 39H224V37L222 38L223 40H221L222 41V43L223 44H221V42H220V40L218 39V41L219 42H217L219 45H221L222 47H223V51H224V57H223V59H221V62H219V60H218V65H217V61H216V56L218 57V55H220L219 53V51L222 49V48H219V47H221V46H217L218 44L217 43H215V48L213 47V43L212 42H210L211 40L210 39H212V38H210L211 36L210 35H213V37H214V34L215 33H217L216 31H214V28H213V26H214V23L211 25V23L213 22V21H210V20H214V19H207V17L206 18H203V20H207V22L208 23H210V24H207L206 22L205 23H201V22H203V21H201V17H200V23L198 22L199 21V19H196L195 21L193 20L192 21V17H190V18H188V19H190L189 20V22L188 23H186V24H188L189 26H187L186 24L185 25H183V18H180L183 14H181L180 15V17H178ZM179 13V14H180ZM224 13H226V14H228V15H222V17H224V16H229L230 14L229 13H227V12H225L224 11ZM243 13V14H242ZM95 14H97L96 16H94ZM153 14V13H152ZM165 14V13H164ZM187 14H185V16H187ZM190 14V15H189ZM238 14V13H237ZM237 14H235V15H237ZM86 17H85V16ZM256 15V16H255ZM184 16V15H183ZM182 16V17H183ZM230 16H232V15H230ZM84 17V18H83ZM161 16H157V18L159 19ZM176 17V18H175ZM198 17V16H197ZM233 17H234V15H233ZM233 17H231V18H233ZM262 17V19H260ZM174 18H175V20H174ZM177 18H180L181 19V24L183 25H181L180 23H179V19H178V22H177ZM186 18V17H185ZM195 18V17H194ZM193 18V19H194ZM225 18V17H224ZM230 18V17H229ZM256 18H258L257 19V21H256ZM94 19V20H93ZM96 19H98V17L96 18ZM183 19V20H182ZM187 19V18H186ZM160 20H162V19H160ZM225 20V19H224ZM226 20H227V17H226ZM91 21V22H92ZM106 21H108V20H106ZM156 21H158V23L160 24V21L159 20H156ZM176 23H178V24H180L181 25V27L179 28H177V25L178 24H175V25H173L175 22ZM185 21V20H184ZM188 21V20H187ZM186 21V22H187ZM90 22V23H91ZM149 23L150 22H152V20L150 19V21H148ZM162 22V21H161ZM197 22V24H195ZM217 22V21H216ZM216 22H215V25H217L216 24ZM251 22V23H250ZM262 22H263V20H262ZM261 22V23H262ZM67 23V24H66ZM70 23V24H69ZM185 23V22H184ZM199 23V24H198ZM120 24V23H119ZM118 24V25H119ZM122 24V23H121ZM120 24V25H121ZM127 24V23H126ZM191 24H193V25H191ZM257 24H255V25H257ZM67 25V26H68ZM128 25V24H127ZM136 25V26H135ZM138 25H139V27H138ZM170 25H172V28H171V26ZM198 25V26H197ZM259 25H261V24H259ZM258 25V26H259ZM62 27H63V25H61ZM100 26V25H99ZM136 28H135V27ZM158 26V25H157ZM167 26H168V28H167ZM258 26H256V27H258ZM25 27V28H26ZM90 27V26H89ZM91 27H93V26H91ZM90 27V28H91ZM100 27V31H102V29L103 28H105V27ZM119 27V26H118ZM122 27V26H121ZM121 27H120V32L122 31L121 30ZM160 27V26H159ZM188 27V28H187ZM212 27V29H210ZM216 27V26H215ZM89 28V29H90ZM108 28V29H107ZM129 28V27H128ZM130 28V29H131ZM135 30H134V29ZM171 28V29H170ZM174 28H175V30H174ZM182 28V29H181ZM187 28V29H186ZM33 29H35V28H33ZM93 29V28H92ZM94 29H96L95 27H94ZM123 29V28H122ZM167 29H169V32H167L168 30ZM186 29V30H185ZM216 29V28H215ZM258 28H256L255 30L256 31H258L257 30ZM260 30L259 31H263L264 32V23H262V26L259 28ZM65 31H67V29H64ZM175 31L176 32V34H177V30H179L178 32H180V33H178L177 35L173 32V31ZM209 30H212V32H210ZM15 31V32H16ZM103 31H104V29H103ZM103 31H102V33H103ZM175 34V37L173 36H170L169 34H171L172 35V32ZM184 31V32H183ZM213 31H214V33H213ZM219 31V30H218ZM254 31V30H253ZM256 31H254V33H258V32H256ZM44 32H45V34H44ZM64 32V31H63ZM68 32L69 31H67V36L66 35H64V36H66V37H70L71 36V33H70V35L68 34ZM71 32V31H70ZM78 32H80V31H78ZM78 32H77V34H78ZM90 32V31H89ZM114 32V33H113ZM123 32H125V30L123 29ZM129 32V33H130ZM182 32V33H181ZM262 32V33H263ZM9 33V34H10ZM40 33V32H39ZM55 33V32H54ZM73 33V32H72ZM83 33V32H82ZM91 33V32H90ZM142 33V34H141ZM210 33V34H209ZM212 33V34H211ZM228 33H230L229 31H228ZM253 33V34H254ZM262 33L260 34V32H259V34H255L254 36H257L256 37V40H257V38H260L259 40H262V43L261 44H263V46H264V33H263V35H262ZM59 34V33H58ZM64 34H66V32H64ZM173 34V35H174ZM181 34V35H180ZM253 34H252V36H253ZM69 35V36H68ZM75 35V34H74ZM106 35V36H107ZM183 35V36H182ZM227 35H228V38H229V41H228V38H227ZM230 35V36H229ZM77 36V35H76ZM80 36L82 37V35H81V33H80ZM85 36V35H84ZM149 36H151L150 34H149ZM176 36H178V37H176ZM210 36V37H209ZM215 36H216V34H215ZM263 36V37H262ZM103 37H105L104 36V33H103ZM116 37V38H115ZM170 37H171V39H170ZM179 37H180V39H179ZM208 37L210 38V39H208ZM71 38V37H70ZM73 38V37H72ZM75 38V37H74ZM106 38V37H105ZM113 38V39H112ZM165 38V39H164ZM261 38H263V39H261ZM77 39V38H76ZM82 39H85L84 37L83 38H81V40ZM104 39V38H103ZM141 39H140V43L142 42V41H144V40H142L141 41ZM160 39V38H159ZM158 39V40H159ZM214 39H215V42H216V38L214 37ZM78 40H79V37H78ZM128 42H127V41ZM207 40H209V41H207ZM125 41V42H124ZM134 41H136V43H134ZM80 42H84V40L83 41H80ZM89 42H91V41H89ZM95 42V43H96ZM134 43L133 44V47H134V49H135V51H139V53H141L142 55L144 54V55H146V60L144 59V61H143V56H141L140 58H141V61H140V58L138 57V56H136V57H138L139 58V60L138 61H136L135 60V53L137 54V52H135V53H132V51H133V47L131 46V43ZM149 42H151V41H149ZM208 42H210L209 44H207ZM261 42V41H260ZM85 43H86V41L84 42V44H81V46H82V48L83 47H85ZM93 44H94V41L92 42ZM127 43V44H126ZM212 43V47H210V48H213V50H211V49H207L208 48V46L207 45H210ZM235 43V42H234ZM80 44V43H79ZM148 44V43H147ZM84 45V46H83ZM125 45V46H124ZM128 45H130V46H127ZM138 45H140V44H138ZM144 46H146L145 44H143ZM260 45V44H259ZM89 46H91V43H90V45H88V46H86L85 48H87V49H89ZM98 46V47H97ZM101 46V47H100ZM141 46V45H140ZM142 47V46H141ZM140 47V48H141ZM156 49H161L162 51L164 50V52H166V53H168V52H170V51H173L172 53L170 52V54L168 55V56H166V57H164V53H160L159 52V54H160V56L159 57H163V60L161 61L160 60V58L158 59V56H157V52L159 51H157V50H155L156 51V53H154V49L155 48ZM160 47V48H159ZM203 47L205 48V49H207L208 51H210L209 52V54H207L206 55V52H208L207 50H205V49H203ZM227 48H228V45L226 46ZM232 47V46H231ZM230 47V44H229V53L231 52L230 51V49H232ZM139 48V49H140ZM154 48V49H153ZM198 48H202L203 50H205V51H203V50H200V49H198ZM235 48H238V46L236 47V45H235V47L233 48L234 50H232L234 53H233V56H234V54L235 55H237V52L238 51H235L236 49ZM261 48H263L264 49V47H262V46H260V51H258V52H261L262 50H261ZM87 49H86V51L85 52H88L87 51ZM100 49V50H99ZM153 49V50H152ZM214 49H216L215 51H214ZM219 49V50H218ZM82 50V49H81ZM89 50V51H90ZM97 50V51H96ZM200 50V51H199ZM146 51V50H145ZM161 51V52H162ZM83 52V51H82ZM93 52V51H92ZM104 52H105V54H104ZM134 52V51H133ZM201 52H203V53H201ZM257 50H256V52L254 51V53H256L255 54V56L257 55ZM88 53V54H89ZM93 53V54H94ZM138 53V54H139ZM150 53L152 54V55H150ZM179 53V54H178ZM218 53V54H217ZM221 53H222V50H221ZM232 53V52H231ZM253 52H251V53H249V54H246V55H244V57L246 56H248V55H250L249 57H251ZM254 53H253V56H254ZM263 53V52H262ZM262 53H260V54H262ZM83 54L84 55H86L84 52H83ZM216 54V56H214ZM259 54V53H258ZM259 54V56L262 58V55H260ZM264 54V53H263ZM102 55V56H101ZM103 55H105V57L103 56ZM132 55V56H131ZM147 55L149 56L150 55V57H152V58H150L149 57V60H147L148 58H147ZM228 56H229V54H227ZM140 56V55H139ZM214 56V57H213ZM231 56H232V54H230V59H231ZM238 56V55H237ZM253 56L251 57L252 59V61L250 60V58H249V60L245 57H243L244 59H242L241 58V56H240V58L238 59L237 57H236V61H238L239 62V60H241V63L244 61V63L245 62H247L246 64H249V65H251L252 66V63L251 62H253L254 60H256V62H257V60L259 61H261V63H263L264 62V60L262 61L261 60V58L260 57H258V56H256V58H255V56H254V60H253ZM264 56V55H263ZM84 57V56H83ZM133 57V58H132ZM143 57V58H142ZM196 57V58H195ZM202 57H200V59L202 58ZM89 58V59H88ZM167 58V60H165ZM203 58V59H204ZM258 58H260V59H258ZM87 59V60H86ZM173 58H172V60H174ZM199 59V58H198ZM199 59V61H201ZM224 59H226V60H224ZM229 59V60H230ZM238 59V60H237ZM264 59V58H263ZM83 60H84V63H83ZM98 62H97V61ZM122 60V61H121ZM160 60V62H158ZM232 60V59H231ZM230 60V62H233V60H234V62L236 63V61H235V59H233L232 61ZM250 61V63H248V61ZM88 61V62H87ZM119 61H121V62H119ZM133 61H135L134 63H132ZM147 61H149V62H147ZM198 61V62H199ZM223 61V62H222ZM90 62V63H89ZM234 62L233 63H231V64H229V61H228V66L227 65H224L222 68L224 69V70H222L221 72H219V71H216L217 70V68H215L213 65H211V64H209L210 66H211V68L209 67V69H211L212 70V68H213V70L215 69V72L216 73H218V77H216V76H214L213 74H212V77H211V79L213 78V77H216L214 80L212 79H210V80H207V78H209V77H207V78H205L206 79V81H205V79H203V81L202 80H200V81H202L201 83H202V85L204 86V88H202V86L200 85L199 86V83H198V87L197 86H193L192 88H191V86L190 85H188V84H190V82L189 81H192V80H190L191 78L189 77V80H186L187 81V83L185 82V81H182L183 83H184V85H182L183 83L182 82H180V84H181V89L183 90V93H184V88L186 89V87L188 88L187 90L190 92V94L192 95L191 97H190V95L189 94H186V92H187V90H186V92L184 93V95L185 96H187V97H185L184 96V100L182 99L181 101H179L178 100V98H177V103H179V102H182L183 101V103H182V105H180V107L182 108H184V110H185V105L187 104V102L189 103V102H191L192 100L194 101V99L195 100H197L198 101V99L201 97V98H203V96H208L209 97V95L211 96V94H213L214 95V92H215V90H216V87L218 88V85L220 84V83H224L227 79H229L230 78V76L231 77H233V78H230V79H234L235 77L236 78H238L237 77V72H238V70H240L241 69V66L242 65H240L241 63H239L238 65H237V63H236V65L239 67L240 66V68L238 69V67L237 66H235V64H234ZM256 62L254 61L253 62V64H256ZM76 63V64H77ZM87 63V64H86ZM89 63V64H88ZM127 63H128V65H127ZM171 63V64H172ZM205 63V62H204ZM258 63V62H257ZM94 64H96V65H94ZM129 64H130V66H129ZM259 64H260V62H259ZM163 65H165V64H163ZM180 65L182 66V67H180ZM206 65V66H207ZM244 65V64H243ZM73 66H75L74 65V63H73ZM121 66V65H120ZM127 66H129V67H127ZM162 66V65H161ZM172 66V65H171ZM213 66V67H212ZM246 66V65H245ZM113 67H115V65L113 66ZM162 67H164V66H162ZM166 67V66H165ZM203 67V68H202ZM244 67V66H243ZM242 67V68H243ZM74 69H75V67H73ZM122 68V67H121ZM197 68V69H198ZM201 68L202 69H204L205 70V68H207V67H205V65L203 66V62H202V66H201ZM74 69L72 70V71H74ZM80 69V70H79ZM127 69V70H126ZM135 69L138 71V73H137V71H135ZM164 69V68H163ZM188 69V70H189ZM208 68H207V70H205V72L206 71H208L209 70ZM238 69V70H237ZM75 70H77V69H75ZM204 70L202 71V70H200V74L203 72L204 73ZM79 71H80V73H79ZM95 71V72H94ZM115 71V70H114ZM161 71H164V70H161ZM202 71V72H201ZM121 72V74H123L124 72H122V70L120 71ZM165 72V71H164ZM165 72V73H166ZM176 72L178 73V75H176ZM213 72V71H212ZM240 72V71H239ZM73 73H76V71H74ZM96 73V74H95ZM190 73H188V74H190ZM195 73H193V74H195ZM207 73V72H206ZM209 73V76H211L210 75V72H208ZM94 74V75H93ZM125 74V75H126ZM139 74V75H138ZM165 75V77L166 76H168V75ZM192 74V73H191ZM191 74H190V76H191ZM192 74V75H193ZM195 74V75H196ZM239 74V73H238ZM124 75V74H123ZM154 75V76H153ZM161 75H162V73H161ZM194 75V76H195ZM206 76H208L207 74H205ZM227 75H229L228 76V78H227ZM97 76H99V77H97V78H99V79H96V77ZM122 76V75H121ZM158 76V77H157ZM171 76L169 77L168 76V78H169V81L171 82H169L168 81V83H170V85L172 84V78H171ZM193 76V77H194ZM136 77V78H135ZM164 77V76H163ZM121 78H123V77H121ZM155 78H159V79H157L156 80V83H158V84H154V85H152L153 83H152V80H154ZM162 78V77H161ZM195 78V77H194ZM195 78V79H196ZM200 78H202V75H201V77ZM227 78V79H226ZM235 78V79H236ZM34 78H33V74L31 73H29V74H27V71L25 70V68L22 66V65H20V64H13V63H6V64H4V65H2L1 67H0V86H5V84H6V87L7 86H9L10 87V89H11V91L13 90V94H12V97H10L11 99H7L6 101H4L3 103H2V107L0 108V218H5V220H7V221H9V220H11V222H14L13 221V219L15 220V217H14V215H15V213H18L19 212V214H20V212H24V214H21V215H25V213L27 214V213H29V214H31V212H33L31 215H29L30 216V218H29V220H28V222H27V225H29V226H31L30 228H32L34 225L36 226L37 225V227H42V230H43V228L45 229H54L55 231H56V233H57V235H58V237H61L62 238V236H64L62 239H67V240H70L71 242H73V244L76 242L79 246L77 247V245H76V247H77V249L79 248V247H84L85 245H86V239L88 238H86L85 240H83V242H82V240L80 241V237L82 238V236H80L79 235V230L81 229L80 228V226H81V224L83 223L84 225H85V223L86 222H88L89 221V224L87 223L86 225H90L91 224V222L93 223V224H91V225H95V224H97L98 222V224H102V223H100V221L101 222H103L102 220H104V218H105V221L104 222H108L109 224L112 222V221H114L115 219H114V217L116 218V216L118 215V213H120V212H124L125 214H126V210L125 209H123V211L121 210L120 212H119V200H121L123 197H125V198H123V199H126L125 201H126V205H127V201H128V197H126V196H130V198L132 197V196H134V194H133V191H134V189H135V187L137 186V184L139 183V179H137V181L135 180V177H134V179L132 180L131 179V176H129V173L132 171H141V173L142 174H144L146 171H148L149 172V170H150V172L151 171H153L152 169H154L157 165H159V163H161V164H169V162H167V160H165L164 159V157H162V158H160L161 157V155H160V157L159 156H156V154L157 153H155V148L157 147L156 145H154L153 146V144H151V145H148V144H144V145H142V144H140L139 146H137V148L136 149H132L133 150V152H129V155L127 154L126 156H127V158L126 157H119V158H121V160L120 159H118L119 161H115V160H110L111 162H109L108 161V163H106L105 165H103V164H101V165H99V166H95V168H92V169H90V173H88L87 175V177L85 178V177H83L84 178V180H83V178L82 179H74V178H68V180H66L65 182H69V183H66L68 186H66V188L65 189H63L64 191H61V186H60V190L58 189V180L57 179H55L57 176V174H52L53 172L51 171L52 169L51 168H48V167H50V165L48 166V167H46L45 165H44V163L42 164L40 161H39V159H38V157H37V152H36V150L35 149H33V148H30L31 146L29 145L30 143H28V141L27 140H29V138H30V136H29V134L31 135L32 134V132L36 129V125H38V123H37V119H36V117H37V115H38V111L37 110H39L38 109V107H40V105H39V102H40V96H38V93H37V90H36V86L32 83V80H33ZM80 79H78V80H80ZM95 79V80H94ZM134 79H136V80H134ZM170 79H172V80H170ZM187 79V78H186ZM234 79V80H235ZM125 80V81H124ZM159 80V81H158ZM176 80V79H175ZM194 80V79H193ZM34 81V80H33ZM93 81V82H92ZM128 81V82H127ZM161 81V82H160ZM167 81V80H166ZM178 80H176V82H177ZM196 81V80H195ZM198 81V80H197ZM196 81V82H197ZM208 81V82H207ZM210 81V82H209ZM224 81V82H223ZM93 84H92V83ZM154 83H155V80L153 81ZM160 82V83H159ZM175 82V81H174ZM199 82V81H198ZM90 83V84H89ZM134 83L136 84V83H140V85H139V87H137L136 85H134ZM163 83H165L164 81H163ZM167 83V82H166ZM178 83V82H177ZM193 83V82H192ZM200 83V84H201ZM81 84H82V81H81ZM159 84H161V86L159 85ZM175 83H173L172 85H174ZM194 84H196V83H194ZM92 85V86H91ZM103 85V84H102ZM135 87H134V86ZM142 85V87H144ZM192 85V84H191ZM86 86V85H85ZM99 87L101 86V85H98ZM166 86V85H165ZM164 86V87H165ZM168 86V85H167ZM189 86H190V88H189ZM221 86V85H220ZM219 86V87H220ZM199 89V87H201L200 88V90L198 91V93H196L195 91H194V89L196 90L197 88ZM138 88V90L140 91L139 92V94H138V91L137 92H134V91H136V89ZM147 88V87H146ZM146 88H144V90L146 89ZM122 88H120V90H121ZM128 91H127V90ZM131 89H135L134 91L133 90H131ZM197 89V90H198ZM130 90H131V92H133L134 94L133 95H131V94H129V92H130ZM143 90V91H144ZM147 90H145L144 92H145V94L148 92ZM117 93L119 92V90L118 91H116ZM121 92V91H120ZM144 92H142V93H144ZM188 92V93H189ZM195 92V93H194ZM137 94V96H139L138 98H137V96H136V100L134 99V97H135V95ZM148 93H150V92H148ZM182 93V92H181ZM182 93V94H183ZM216 93V92H215ZM120 94V93H119ZM144 94V95H145ZM182 94H180V96L182 97L183 95ZM194 94V95H193ZM130 95V96H129ZM147 95V94H146ZM189 95V96H188ZM212 95V96H213ZM122 96V93H121V95H120V98L121 97H123ZM200 96V97H199ZM205 96V97H206ZM144 97H146V96H143V95H141V98L143 99ZM199 97V98H198ZM37 98H38V100H37ZM124 98H126L125 96H124ZM132 98V99H131ZM198 98V99H197ZM207 98V97H206ZM127 99V98H126ZM142 99H140L141 101H142ZM180 99V98H179ZM200 100V99H199ZM193 101L191 102V104L193 103ZM122 102V103H121ZM194 102H196V101H194ZM9 103V104H8ZM118 103H117V106H118ZM121 103V104H120ZM37 104L39 105L38 107H37ZM180 104V103H179ZM190 104V105H191ZM189 105V106H190ZM188 107V106H187ZM186 107V108H187ZM183 108H182V112L184 111L183 110ZM143 109H145L148 113H149V111L148 110H150V108H148V110L146 109V108H143ZM178 109V107H176V110ZM2 110V111H1ZM106 110V109H105ZM114 110V108H113V111H115ZM139 110V109H138ZM142 110V109H141ZM115 111V112H116ZM152 111V110H151ZM178 111L180 112L181 110H180V108L178 109ZM10 112V113H9ZM103 112V111H102ZM100 113V114H103V113ZM105 113L104 114H108L106 111H104ZM114 113V112H113ZM136 113H139V114H136ZM150 113H152V112H150ZM99 115V114H98ZM133 115V116H132ZM143 115H145V112L143 113ZM147 115V114H146ZM104 116V115H103ZM91 117V118H90ZM89 117V119H96V118H94V116H93V118H92V116H90ZM99 117V116H98ZM106 117V118H107ZM108 117V118H109ZM130 117H132V118H130ZM99 118H101V119H103V122H102V124L104 123V117H102V116H100ZM97 119V121L99 122V120H101V119ZM108 118H107V120H108ZM109 118V119H110ZM130 118V119H129ZM137 118V119H136ZM149 118V117H148ZM83 119H85V118H83ZM83 119H82V121H83ZM123 119H125V122H121ZM126 119H129V120H127L126 121ZM106 120V119H105ZM94 121V120H93ZM97 121H95L94 123H96ZM138 121H137V123H138ZM149 121H150V119H149ZM76 122H78V120L76 121ZM76 122H74L73 124H71V126L72 125H74L75 127H76ZM84 123H85V120L83 121ZM83 122H81L80 120H79V122H78V126L76 127V129H74L75 131V134H76V131H77V133L79 134L81 131V133H80V136H82V138H85V136L87 137V138H90L91 136H95V134H96V131H100L101 129L98 127V126H102L101 124L100 125H98L97 123H96V125H98L97 127L94 125V123L92 122H90L88 125H87V123H88V120L86 121L87 123H83ZM111 122V121H110ZM76 123V124H75ZM81 123H83L84 125H82ZM100 123V122H99ZM136 123V125H138ZM148 124H150V122L148 123ZM81 125V126H80ZM136 125L134 124V126L136 127ZM88 126H90L89 128H88ZM92 126V127H91ZM96 127V129H94L95 127ZM110 126H111V124H110ZM139 126H140V122H139ZM74 127V128H75ZM87 127V128H86ZM112 127V126H111ZM138 127V126H137ZM35 128V129H34ZM72 128V127H71ZM79 128V130H77ZM92 128V129H91ZM89 131H88V130ZM72 130H73V128H72ZM81 130V131H80ZM91 130V131H90ZM92 130H96V131H92ZM78 131H80V132H78ZM86 131H88L86 134H89L88 136L87 135H84V132H86ZM94 134H93V133ZM90 133L91 134H93V135H90ZM98 134L100 133V132H97ZM84 135V137H83V135ZM77 135V134H76ZM79 136V135H78ZM96 136H97V134H96ZM26 138H28V139H26ZM86 139V138H85ZM259 146H261V144L259 145ZM259 146H258V148H256L255 146L252 148V152H251V150H249L251 153H250V156H252L251 157V163L249 164V165H252L251 166V168H250V171H249V173H247V171H246V173H242L243 172V170L242 171H240V170H238V172H236V171H234V172H230L229 170H227V171H229L230 173H228V172H222L221 170H220V168H219V170L218 171H215V170H213L214 169V167H215V165H217L218 163H216V162H213V160H212V162H213V164L210 166V167H212L213 166V169L212 170H210L209 168H206V170L204 169H202L201 170V173L199 172V174H200V179H201V182H203V184L205 185V189H207V192L208 193H206L205 192V195H207V196H211L212 194V196H215L214 195V193H211V192H213V191H217L216 193H218V194H220L219 192H224L225 193V191H227L228 192V190L229 189H231L232 187L233 188H240L239 190H242L243 188L241 187V186H243L244 184H246L247 183V185L249 184H252L253 182H258L259 181V179L261 178L262 179V177H258V179L256 178L258 175H256V174H259V176H261V174H262V176L264 177V145H263V148H259ZM139 147V148H138ZM251 148V147H250ZM256 148V149H255ZM138 149V150H137ZM248 151V152H249ZM135 152V153H134ZM135 155H134V154ZM155 153V154H154ZM35 154V155H34ZM214 155V154H213ZM217 155V154H216ZM219 155V154H218ZM217 155V156H218ZM246 155H248V154H246ZM131 156V157H130ZM221 156V155H220ZM249 156V155H248ZM37 157V158H36ZM216 156H214V157H212L213 159L215 158ZM247 157V156H246ZM245 157V158H246ZM220 158V157H219ZM224 158V160H225V158L226 157H222V158H220V159H218V160H220V162L222 161V159ZM248 158V157H247ZM36 159H38V160H36ZM127 159V160H126ZM122 160H125V161H123L122 162ZM247 160H249V159H247ZM226 161H227V158H226ZM250 161V160H249ZM116 162V163H115ZM219 162V163H220ZM229 162V161H228ZM210 163V162H209ZM227 163V162H226ZM224 164H225V161H224ZM104 167H103V166ZM220 164H218V166H219ZM98 167V168H97ZM250 167V166H249ZM95 169V170H94ZM207 169H209V170H207ZM216 169V168H215ZM156 170H157V168H156ZM144 173H143V172ZM240 171V172H239ZM137 172V173H138ZM137 173L135 174V176H137L138 177V175H137ZM140 172L138 173V174H141ZM141 174V175H142ZM53 175H55V176H53ZM140 175V176H141ZM88 178V179H87ZM139 178V177H138ZM141 178V177H140ZM140 181H141V179H140ZM55 182H57V183H55ZM130 183H131V185H130ZM140 184V183H139ZM206 184H208V185H206ZM243 184V185H242ZM56 185V186H55ZM129 185L131 186V188H129ZM210 185V186H209ZM246 185V186H247ZM206 186H209L210 187V189H209V187H206ZM237 186V187H236ZM54 188V189H58L60 192L59 193H56L55 195H53V197H47L46 195H47V193H45L46 195H43V193L45 192V191H48V188ZM57 187V188H56ZM138 188V187H137ZM136 188V189H137ZM232 190H235V189H232ZM36 191V192H35ZM41 191V192H40ZM136 191V190H135ZM206 191V190H205ZM40 192V193H39ZM57 192V191H56ZM129 193H131V195H129ZM58 194V195H57ZM169 194V193H168ZM185 194H186V192H183V193H181V192H174V194H169L168 196H170L171 198H169L170 200H168V201H161L160 202V200H163L165 197H168V196H165V197H163L162 196V198H160V200L158 199L157 201H158V204H161V205H164V207H168V206H165V205H169V206H176V207H174L175 209L176 208H178L177 207V205L179 204V202L181 201L180 199H185ZM188 195H191V193H187ZM186 194V195H187ZM217 194V195H218ZM167 195V194H166ZM49 196V195H48ZM56 196V197H55ZM184 196V197H183ZM46 197V198H45ZM189 197V196H188ZM187 197V198H188ZM134 198H136V197H134ZM133 198V199H134ZM122 199V200H123ZM166 199V198H165ZM121 200V201H122ZM180 200V201H179ZM185 200H187V199H185ZM193 200H195V199H193ZM222 200H224V201H222ZM220 202H226V203H228V201H227V199H222ZM226 200V201H225ZM134 201H136V200H134ZM134 201H130L129 203L130 204H132ZM137 201H138V199H137ZM137 201L135 202V203H137ZM144 201V200H143ZM178 201V202H177ZM210 201V200H209ZM140 202H142V200H139V202H138V204L140 205V207H142V208H140V209H145L146 207V205L148 206V204L147 203H145L144 204V206H142L141 204H143V203H141L140 204ZM181 202H184V201H181ZM208 202V200H206L205 202H198V200H196L195 202H194V204H196V203H199L200 204V206H202L201 204H204V205H206V204H208L207 203ZM219 202V203H220ZM128 203V204H129ZM134 203V207H135V205H136V208L134 209V207H132L131 206V209L130 208H128V207H130V204L128 205V207L126 206L125 208L127 209H130V211L132 210V208H133V210H134V213H136L137 212V206H139L138 204H135ZM215 203V202H214ZM214 203H211V204H213L214 205ZM218 202L217 203H215V205L214 206H216V204L218 205L219 204ZM122 204V203H121ZM125 204V202H123V204L122 205H124ZM172 204V205H171ZM210 203H209V206L208 207H211L212 205H211ZM225 204V203H224ZM232 203L230 202V204H226L227 206H229V205H231ZM197 205V204H196ZM211 205V206H210ZM225 205V206H226ZM234 205V204H233ZM231 205L232 206V208L234 209V207L236 208V209H234V210H236L235 212H239V206L238 205ZM185 206H187V204H185V205H183V207H185ZM193 205H191V208L189 207V206H187V210H192V211H190L189 210V213H188V211H187V216L189 217V215H193L194 216V214L196 213V208L194 209V206L192 207ZM199 206V205H198ZM207 206V205H206ZM222 207H223V205H221ZM227 206L225 207V208H227ZM122 207H124V206H122ZM218 207H220V204L218 205ZM237 207H238V211H237ZM172 208V207H171ZM181 207H179L178 209H180ZM216 208V207H215ZM224 208V207H223ZM222 208V209H223ZM147 209V208H146ZM167 209H169V208H167ZM219 210H220V208H218ZM242 209V208H241ZM27 210V211H26ZM132 210V211H133ZM135 210H136V212H135ZM144 210H142V211H140L139 210V214H138V212L134 215V214H132L133 212H129L128 211V216H130V213L135 217V216H139V217H142L143 216V212ZM146 211H148V210H146ZM146 211H145V213H146ZM198 211V210H197ZM35 212V213H34ZM118 212V213H117ZM241 213L243 212V211H240ZM238 213V214H241V213ZM117 213V214H116ZM124 213H122L123 215L121 216V215H118L119 217L118 218H121V217H124V216H126L127 217V215H124ZM142 213V216H140V214ZM191 213H193V214H191ZM236 213V214H237ZM6 214V216H4L3 217V215H5ZM18 214V215H19ZM242 215H243V219H244V221H245V216H244V212L242 213ZM16 216V215H15ZM34 218H33V217ZM121 216V217H120ZM133 216H131V217H133ZM137 216V217H138ZM191 216H190V218H191ZM100 217V218H99ZM102 217V218H101ZM108 217V218H107ZM111 217V218H110ZM113 217V218H112ZM125 217V218H126ZM130 217V218H131ZM136 217V218H137ZM138 217V218H139ZM195 217V216H194ZM238 217V216H237ZM240 218H242L241 217V215L239 216ZM238 217V218H239ZM129 217H128V219H130ZM9 219V220H8ZM106 219H108V221L106 220ZM109 219H113L112 221H110ZM127 219V220H128ZM242 219V220H243ZM1 220V219H0ZM116 221H117V219H116ZM116 221H114V223H116ZM241 221V220H240ZM244 221L243 222H240V226H242V223H244ZM85 222V223H84ZM103 222V223H104ZM246 222V221H245ZM15 223V222H14ZM107 223V224H108ZM12 224V223H11ZM40 224V225H39ZM82 224V225H83ZM104 224H106V223H104ZM113 224V223H112ZM9 225H10V221H9ZM39 225V226H38ZM90 225V226H91ZM244 225V224H243ZM12 226V225H11ZM29 226H27V228L28 229H26V227H25V229L26 230H30V228H29ZM83 227H85V226H83ZM87 227V226H86ZM85 227V228H86ZM11 229V232L13 231V229L12 228H14V227H10ZM38 228V229H39ZM79 229V230H78ZM32 231H33V229H31ZM30 230V231H31ZM41 230V232H39L38 233V235H37V232L35 233V236H37L36 238L39 240V238L41 239V238H44V236L45 235H43V233L44 234H46L45 233V230L44 231H42ZM25 230H23V235H25L26 233V231L24 232ZM28 231H27V233H28ZM29 231V232H30ZM31 231V232H32ZM84 231H85V229H84ZM15 232V231H14ZM47 232H48V230H47ZM85 232H87V231H85ZM80 233H83V232H80ZM15 233H13V235H14ZM30 234V233H29ZM42 234V235H41ZM88 234V233H87ZM27 235V234H26ZM32 235H33V233H32ZM31 235V236H32ZM41 237H40V236ZM86 235V234H85ZM85 235H84V237H85ZM28 236V235H27ZM31 236H29V238L31 239ZM88 236V235H87ZM28 237H27V239H26V236H24V237H20V240H17L16 238V241H18V242H16V245H15V243H11L10 244V242L8 243V245L6 246H3L2 244H0V251H1V254H0V264H19V263H21V264H26L27 263V261H26V263H25V261L23 260V258L21 257V254H23L24 252L26 253H28V251L29 252H31L33 249L35 250H33L34 251V253L36 252V250H38V246L40 247V245L43 243V240L41 241V240H39V241H34V240H37L36 238H32L33 239V241H34V243H33V241L32 240H30V243H28L29 242V239ZM12 242H15V241H12ZM41 242V243H40ZM40 243V244H39ZM29 244V245H28ZM1 245H2V247H1ZM13 245H15V246H13ZM34 245H37V246H35L34 247ZM12 246V247H11ZM28 246V247H27ZM118 246H120V245H118ZM121 246H123V245H121ZM125 246L128 248V245H126L125 244ZM5 247H7V248H5ZM8 247H11V249L9 250L8 249ZM17 247V248H16ZM25 247V248H24ZM3 248H5V250H9L10 252H7V251H5ZM23 248V249H22ZM30 248H31V250H30ZM33 248V249H32ZM88 248V249H87ZM86 249H87V251L90 249H92V247L90 248V245L87 247ZM124 248V247H123ZM123 248H119L118 249V247H116V249H118L119 251H122L121 249H123ZM130 248V247H129ZM28 249V250H27ZM79 249H81V248H79ZM85 249V248H84ZM3 250V251H2ZM89 250V251H90ZM132 250V249H131ZM130 250V251H131ZM16 252L17 254H15L14 252ZM19 251V252H18ZM22 251V252H21ZM93 251V250H92ZM123 251H127V249L125 248V250L123 249ZM122 251V252H123ZM122 252H120V254H117V255H119V256H121V259L120 258H116L117 257V255L116 256H114L115 257V259H113V257H111V259L110 260H118L117 261V264H126L125 262L127 261L128 263L127 264H129L131 261H129V258H131V257H129L128 256V259H127V255H125V253H124V255H123V257L124 256H126V258H123L122 257V255L121 254H123ZM127 252H129V251H127ZM3 253H5V254H3ZM21 253V254H20ZM24 253V254H25ZM92 253V252H91ZM130 253V252H129ZM128 253V254H129ZM3 254V255H2ZM127 254V253H126ZM131 254H132V252H131ZM130 254V255H131ZM6 255V256H5ZM14 255H15V257H14ZM9 256H11V257H9ZM13 256V257H12ZM23 256V255H22ZM6 258V259H5ZM16 258H17V260H16ZM22 258V259H21ZM14 259V260H13ZM2 260V261H1ZM5 260V261H4ZM7 260V261H6ZM8 260H10V261H8ZM20 260V261H19ZM107 260H109V259H107ZM16 261V262H15ZM18 262V263H17ZM107 262V261H106ZM106 262H104L103 264H105ZM109 263L111 262V261H108ZM107 262V264H109ZM115 263L114 264H116V261H114ZM111 263H113V261L111 262ZM132 263V262H131ZM32 264V263H31ZM133 264V263H132ZM134 264H137V263H135L134 262ZM139 264V263H138ZM141 264V263H140Z\"/></svg>","mask_w":264,"mask_h":264}]
</instances>
